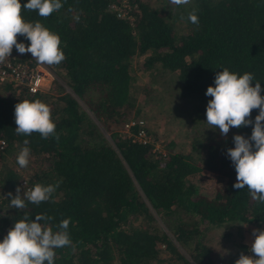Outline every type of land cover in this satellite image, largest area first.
Instances as JSON below:
<instances>
[{
    "label": "trees",
    "instance_id": "obj_1",
    "mask_svg": "<svg viewBox=\"0 0 264 264\" xmlns=\"http://www.w3.org/2000/svg\"><path fill=\"white\" fill-rule=\"evenodd\" d=\"M20 2L26 21H39L59 35L65 59L49 66L71 93L60 85L55 92H29L0 82V240L26 213L30 219L52 217L40 223L53 232L69 219L71 245L54 249V264H214L217 252L208 242L214 227L233 235L235 251L223 258L225 264H235L241 252L251 255L243 230L252 235L264 229V203L247 187H233L236 171L227 149L235 146V134L250 137L253 126L230 128L225 137L209 125V134L192 137L183 152L172 141L156 147L145 124L133 123L128 132L123 124L139 118L130 89L135 55L142 56V70L173 72L178 96L205 122L207 87L215 86L216 73L225 67L252 73L264 96V0H191L179 6L170 0H61L63 6L46 18L23 8L27 0ZM193 9L198 25L188 19ZM17 40L30 43L19 35ZM25 99L50 107L56 129L47 139L36 132L16 134L15 105ZM79 100L103 122L109 140ZM256 115L258 109L253 121ZM140 127L148 140L135 138ZM25 139L30 156L22 173L6 155L17 162ZM202 169L220 184L201 189L192 178ZM22 179L27 189L20 187ZM58 181L49 201L36 205L25 199L26 208L11 207L7 194L16 195L18 186L24 199L35 184Z\"/></svg>",
    "mask_w": 264,
    "mask_h": 264
},
{
    "label": "clouds",
    "instance_id": "obj_2",
    "mask_svg": "<svg viewBox=\"0 0 264 264\" xmlns=\"http://www.w3.org/2000/svg\"><path fill=\"white\" fill-rule=\"evenodd\" d=\"M170 3L188 5L191 0H170ZM62 6L61 0H27L23 8L38 11L39 16L46 18ZM21 8L20 0H0V63L11 56L15 47L20 54L30 53L40 64H60L65 54L60 48L59 35L39 21H26L21 15ZM188 19L195 25L199 24L195 9L188 13ZM18 35L30 43L25 45L18 42ZM253 81L254 76L249 72L240 75L226 67L217 72L215 86L209 85L205 93L211 97L206 106V122L211 129H218L225 137L230 128L253 126L250 137L241 134L233 136L235 146L227 149V155L236 171L233 187H247L254 200L264 203V96L261 95L260 82L257 80L253 85ZM254 109H258V115L253 121L251 113ZM14 116L17 135L28 136L36 132L47 139L55 133L56 124L51 118L50 107L39 99L19 101L15 105ZM23 143L17 156V163L22 168L28 166L30 156L29 141L25 139ZM59 183L46 186L37 183L24 193V199L18 186L16 195L13 196L11 192L7 194L10 205L15 209H24L25 199L36 205L49 201ZM51 219L42 214L30 219L25 213L15 221L0 240V264H54V249L71 245V239L67 231L69 219L62 220L57 225L59 230L55 232L40 223ZM252 235V254L241 252L235 264H264V229H253Z\"/></svg>",
    "mask_w": 264,
    "mask_h": 264
},
{
    "label": "rangeland",
    "instance_id": "obj_3",
    "mask_svg": "<svg viewBox=\"0 0 264 264\" xmlns=\"http://www.w3.org/2000/svg\"><path fill=\"white\" fill-rule=\"evenodd\" d=\"M12 51L23 57L29 55L32 57L30 53H18L15 47H13ZM141 58V55L133 56L130 66V89L137 99V106L139 108L137 116L143 120V123L152 135H155L156 147L163 146L166 141H172L173 149L183 152L188 151L192 137L198 139L209 134V125L201 114L194 112L191 106L178 96L173 72L166 71L161 73L155 69L151 73L142 70L138 66ZM47 66L53 78L47 87L44 86V90L55 92V87L60 85L64 91L70 92L62 76L57 72L58 70L51 68L49 65ZM79 104L86 111L97 129L109 140L108 132L105 130L103 122L97 119L80 100ZM196 152L199 153V151H195L192 154L197 156V160H201V152L199 155ZM6 156L10 160V162L8 161L9 164H14L17 168H20L18 163L13 160L12 154L9 153ZM1 162L2 159L0 158ZM27 168L28 166L23 167L22 173ZM192 179H196L201 189H210L212 186L220 184L217 176L206 169H202ZM156 219L163 227L162 222L157 217ZM231 231L234 234L235 230L232 229ZM243 232L242 241L247 245L252 244L254 241L253 235L244 230ZM232 237L233 235L231 234L228 236L224 235L223 227H214L212 229L208 242L217 252L214 264H225L223 258L235 251Z\"/></svg>",
    "mask_w": 264,
    "mask_h": 264
},
{
    "label": "built area",
    "instance_id": "obj_4",
    "mask_svg": "<svg viewBox=\"0 0 264 264\" xmlns=\"http://www.w3.org/2000/svg\"><path fill=\"white\" fill-rule=\"evenodd\" d=\"M124 5L126 3H122V6ZM114 9L117 15H124V11L121 8L114 7ZM52 78L49 67L38 63L30 55L23 57L12 51L11 56L7 57L3 63H0V82L23 85L29 92L44 90V86L47 87ZM133 123L144 124L141 118L130 119L123 124V130L128 132L129 125ZM134 136L141 141L148 140L149 138L143 127L137 129ZM3 146L4 141L0 139V149ZM20 187L27 189L25 180L22 179L20 181Z\"/></svg>",
    "mask_w": 264,
    "mask_h": 264
}]
</instances>
